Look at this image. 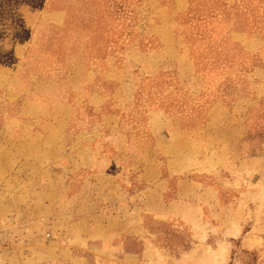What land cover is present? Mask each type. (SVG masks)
Returning <instances> with one entry per match:
<instances>
[{
	"label": "rangeland",
	"instance_id": "obj_1",
	"mask_svg": "<svg viewBox=\"0 0 264 264\" xmlns=\"http://www.w3.org/2000/svg\"><path fill=\"white\" fill-rule=\"evenodd\" d=\"M0 264H264V0H0Z\"/></svg>",
	"mask_w": 264,
	"mask_h": 264
}]
</instances>
